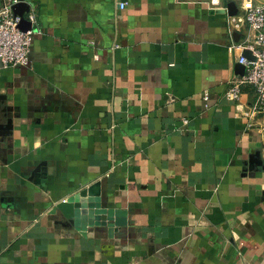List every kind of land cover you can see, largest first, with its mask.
<instances>
[{
    "label": "crops",
    "instance_id": "0c3cea01",
    "mask_svg": "<svg viewBox=\"0 0 264 264\" xmlns=\"http://www.w3.org/2000/svg\"><path fill=\"white\" fill-rule=\"evenodd\" d=\"M229 1L20 0L34 35L30 65L0 71V264H264V115L226 97L245 52ZM94 183L120 214L56 208Z\"/></svg>",
    "mask_w": 264,
    "mask_h": 264
},
{
    "label": "built area",
    "instance_id": "2783aa9c",
    "mask_svg": "<svg viewBox=\"0 0 264 264\" xmlns=\"http://www.w3.org/2000/svg\"><path fill=\"white\" fill-rule=\"evenodd\" d=\"M238 7L236 15L229 16L232 32H238L245 42L234 44L233 47L249 49L254 60L245 56L238 59L246 68L243 75H237L226 91V97L234 101L237 112L249 118L264 115V3L258 0H232ZM20 0H2L0 6V71L3 67L30 65V51L34 30L20 28L21 16L13 12V6ZM119 7H125L120 2ZM35 16L29 15L28 20L34 21ZM250 85L255 89L256 98L252 103L242 102V87ZM208 98V93L204 94ZM188 120L184 119V123Z\"/></svg>",
    "mask_w": 264,
    "mask_h": 264
},
{
    "label": "water",
    "instance_id": "95a60500",
    "mask_svg": "<svg viewBox=\"0 0 264 264\" xmlns=\"http://www.w3.org/2000/svg\"><path fill=\"white\" fill-rule=\"evenodd\" d=\"M26 4L24 2H19L17 4H15L13 6V12L16 15L21 16V23H20V28L23 30H29L32 29L31 28V23L29 20L26 19L25 17V9L24 6ZM228 14L229 16H233L236 15L238 12V7L236 5V3L234 1H229L228 5ZM234 36L239 38L240 34L238 32L234 33ZM247 59L249 60H254V56L252 55V52L249 49H245L244 55ZM241 69L244 70V65L240 64ZM244 66V67H243ZM242 70L241 75H243L245 73V71ZM1 111L4 113V115H7V108H1ZM3 127L5 128H10L12 129L13 127V123H12V118H7V124L3 125ZM9 129V130H10ZM10 132V131H9ZM260 155V156H259ZM258 156L260 157L259 159L255 160L257 161V163L259 165H262L264 167V165L262 164L263 160L261 158V153ZM254 160H251L250 163H252ZM99 183H94L92 186L88 187L87 189H83L82 191H80L77 194V198L78 201H80L81 205L80 207L75 208L74 204L72 203V201H62L57 205V209H59L60 211H63L64 215L70 219V221L72 222V220L74 218L78 219L79 221V217L82 216L83 214V219H85L84 222H86V218L85 216L88 215L89 216V220H87L88 225L92 224V219L94 214L98 215L100 214L101 217L100 219L106 220L107 218H111L114 214L118 215L120 214L119 212H115L113 210H105V209H101L100 208V199H99ZM74 208V210H73ZM96 220H99L98 217H96ZM73 223H75V221H73ZM84 226V224H83Z\"/></svg>",
    "mask_w": 264,
    "mask_h": 264
}]
</instances>
